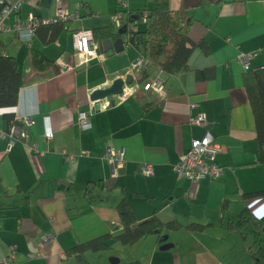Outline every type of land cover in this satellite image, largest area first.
<instances>
[{
    "label": "crops",
    "instance_id": "0c3cea01",
    "mask_svg": "<svg viewBox=\"0 0 264 264\" xmlns=\"http://www.w3.org/2000/svg\"><path fill=\"white\" fill-rule=\"evenodd\" d=\"M123 1L125 8L119 0H65L71 13L85 2L79 8L81 18L67 22L48 43L37 32L31 37L27 30L0 31L6 44L3 55L15 57L23 75L17 105L0 108V264L10 254L18 264H120L126 249L134 251L126 264H170L174 255L175 264H261L246 249L252 240L228 230L227 224L245 207L264 223V196L245 199L264 190V163L259 161L255 116L243 81L247 71L264 69V0H170L172 10L193 18L189 37L204 42L209 53L196 49L190 70L177 75L149 62L136 78L131 64L140 53L126 44V33L119 37L122 51L98 50L99 57L88 63L80 62L73 46L75 31L110 25L118 31L113 21L117 11L146 12L156 4ZM56 11V0H28L6 23L12 27L30 14L49 22ZM144 26L141 22L137 28ZM33 50L53 65L37 69ZM242 54H252L248 70ZM210 67L213 78L197 79V70ZM127 77L132 82L124 83L123 92L112 100H91L94 90ZM156 78L165 83L163 94L151 88ZM6 112H15L14 121L33 120L28 142L15 141L10 149ZM83 112L88 128L80 123ZM201 113L205 123L192 124L191 118ZM48 125L52 139L45 136ZM207 134L221 146L217 162L223 174L193 184L178 177L174 165L194 139ZM109 146L125 152L117 176L105 156ZM146 164L153 166L151 176L143 173ZM98 182L102 188L95 187ZM124 197L138 221L157 215L163 222L209 226L203 232L164 231L123 244L116 235L123 232L117 207ZM107 234L109 249L88 250L86 262L69 253ZM48 235L53 237L44 242Z\"/></svg>",
    "mask_w": 264,
    "mask_h": 264
},
{
    "label": "trees",
    "instance_id": "16d2710c",
    "mask_svg": "<svg viewBox=\"0 0 264 264\" xmlns=\"http://www.w3.org/2000/svg\"><path fill=\"white\" fill-rule=\"evenodd\" d=\"M52 1L41 0L43 4H49ZM155 3L154 8L146 10L147 20L144 28H137L131 33L130 44L151 64L169 74L177 75L189 71V60L194 51L199 48L208 54L209 48L204 42L197 44L190 39L189 29L193 24V18L187 12L172 10L170 0H155ZM143 13L142 10L128 12L124 24L128 25L136 20L140 21ZM65 26V22L46 23L41 25L36 32L44 43H48L54 41ZM93 34L95 41L100 43L107 39L116 40L121 36L120 31H115L112 25L95 28ZM5 49L6 44L0 36V108L16 106L19 91L23 86V75L19 70L18 61L13 56L3 55L2 52ZM32 61L34 66L41 71L53 65V61L47 59L37 50L32 52ZM214 75L213 67L196 71L199 80L211 79ZM243 81L255 116L259 161L264 163V69L247 71ZM5 117L12 125L15 112H6ZM95 187L102 188L103 185L98 182ZM257 196H264V190L246 194L245 199ZM117 208L123 224V232L116 235V239L123 244H134L149 235H162L164 231L187 229L190 232H203L209 226L196 222L184 225L179 220L163 222L157 215L138 221L127 197L121 200ZM222 211L223 214L226 212V206ZM227 229L238 232L246 241L252 240L248 251L261 264H264V223L262 220L257 218L248 207H245L236 216V220L228 222ZM109 238L111 236L107 234L79 244L72 248L69 253L76 255L79 261L86 262L85 253L88 250L101 252L109 249L104 243Z\"/></svg>",
    "mask_w": 264,
    "mask_h": 264
},
{
    "label": "built area",
    "instance_id": "2783aa9c",
    "mask_svg": "<svg viewBox=\"0 0 264 264\" xmlns=\"http://www.w3.org/2000/svg\"><path fill=\"white\" fill-rule=\"evenodd\" d=\"M28 0H0V31L7 30H27L32 37L37 29L46 23H57V22H69L71 20L80 19L79 8L83 5L80 4L78 10L74 13H71L65 0H56L57 1V11L56 16L49 22H44L43 20L38 19L34 14H30L25 21H18L12 27H10L6 23V19L13 12H18L22 6ZM119 3L125 7H127V3L123 0H119ZM128 17V12L123 9L117 11V13L113 16L114 25L122 28L126 27V44L130 45L129 38L133 31H135L138 27V24L141 22H146L147 13L144 12L141 20L133 21L128 25H125L124 22ZM74 50L75 54L79 57L80 62L88 63L99 57L98 53V44L94 40L93 31L86 28H81L74 32ZM252 57V54H242L240 56L241 61L243 62L245 69H249V61ZM149 61L146 60L143 56H139L135 61L131 64V70L133 71V77L137 74H142L147 68ZM128 90H134L133 87H128ZM151 88L159 93L163 94L165 92V83L162 79L156 78L151 82ZM48 123L49 118H46ZM206 121V117L203 113L192 117V124H203ZM80 123L83 128H88L90 126V122L88 119V114L83 112L80 115ZM33 124V120L30 117H23L21 119H15L14 123L11 125L10 130L8 132L9 136V149L13 146L15 141H24L28 142L29 133L28 129ZM45 136L48 139H52L54 137V133L50 129L48 125L46 127ZM221 152V146L214 140L213 136L210 134L205 135L202 138L194 139L192 142L191 148L186 152L180 155L179 160L174 165V170L180 178H187L193 184H197L202 180H217L223 174V167L217 162V156ZM86 154L87 152H83ZM110 164L112 166V174L113 176H117L119 173V169L123 166L125 152L123 148L115 149L109 146L106 150L105 155ZM67 159L70 162L74 161V156L69 155ZM154 172L152 164H146L143 169V173L145 176H151ZM122 227V225H121ZM53 236L48 235L45 236L43 241H49ZM1 264H18L15 260L13 254L7 256Z\"/></svg>",
    "mask_w": 264,
    "mask_h": 264
},
{
    "label": "water",
    "instance_id": "95a60500",
    "mask_svg": "<svg viewBox=\"0 0 264 264\" xmlns=\"http://www.w3.org/2000/svg\"><path fill=\"white\" fill-rule=\"evenodd\" d=\"M121 34L126 33V27L121 28L120 30ZM115 48L116 51H122L123 50V39L118 38L116 41H113L112 39H107L101 43H99L98 50L103 52H108L109 50ZM132 77H127L126 79H116L111 84V86L107 88H99L92 92L91 94V100L97 101L104 98H109L110 100L113 99L114 95L121 94L123 92V86L124 83H131ZM97 109V108H96ZM169 245L163 246V248H168Z\"/></svg>",
    "mask_w": 264,
    "mask_h": 264
},
{
    "label": "rangeland",
    "instance_id": "374dc122",
    "mask_svg": "<svg viewBox=\"0 0 264 264\" xmlns=\"http://www.w3.org/2000/svg\"><path fill=\"white\" fill-rule=\"evenodd\" d=\"M248 247L249 246H247V250H248ZM169 251V250H168ZM248 252H250V251H248ZM252 254V253H251ZM125 256L123 257L124 258V260H123V262L122 263H120V264H126V261H128V257L129 258H131V257H133L134 256V251H131L130 249L127 251V249H126V252H125V254H124ZM253 255V254H252ZM127 257V258H126ZM170 259H172V260H170L171 262H170V264H175V262L177 261L176 260V256L174 255V256H170Z\"/></svg>",
    "mask_w": 264,
    "mask_h": 264
}]
</instances>
